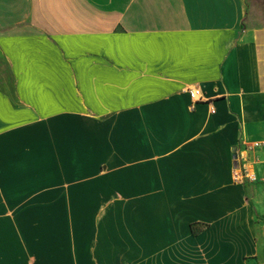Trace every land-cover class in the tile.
<instances>
[{
    "label": "crops",
    "instance_id": "0c3cea01",
    "mask_svg": "<svg viewBox=\"0 0 264 264\" xmlns=\"http://www.w3.org/2000/svg\"><path fill=\"white\" fill-rule=\"evenodd\" d=\"M257 142L264 0H0V264H264Z\"/></svg>",
    "mask_w": 264,
    "mask_h": 264
},
{
    "label": "built area",
    "instance_id": "2783aa9c",
    "mask_svg": "<svg viewBox=\"0 0 264 264\" xmlns=\"http://www.w3.org/2000/svg\"><path fill=\"white\" fill-rule=\"evenodd\" d=\"M191 100L193 103L203 102V94L199 88H190L188 90ZM252 148H264V142H257L252 145ZM236 160L238 161L239 167L237 169L236 180L239 182H243L245 180H249L251 182H255L256 176L252 171V163L249 159L245 158L243 154L236 155ZM264 252V250H263Z\"/></svg>",
    "mask_w": 264,
    "mask_h": 264
},
{
    "label": "water",
    "instance_id": "95a60500",
    "mask_svg": "<svg viewBox=\"0 0 264 264\" xmlns=\"http://www.w3.org/2000/svg\"><path fill=\"white\" fill-rule=\"evenodd\" d=\"M236 167H237V165H236Z\"/></svg>",
    "mask_w": 264,
    "mask_h": 264
}]
</instances>
